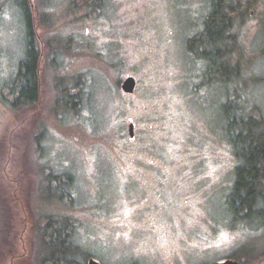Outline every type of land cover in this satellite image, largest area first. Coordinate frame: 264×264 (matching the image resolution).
Masks as SVG:
<instances>
[{
    "label": "rangeland",
    "instance_id": "1",
    "mask_svg": "<svg viewBox=\"0 0 264 264\" xmlns=\"http://www.w3.org/2000/svg\"><path fill=\"white\" fill-rule=\"evenodd\" d=\"M16 1L0 0V264H40L38 229L57 214L101 264H211L247 251L244 264H264V228L230 222L224 204L237 162L222 84L188 51L210 0H27L37 100L12 109L28 37ZM241 3L236 61L264 112V0ZM128 77L132 95L120 87ZM69 87L82 101L64 108ZM64 173L69 203L53 198Z\"/></svg>",
    "mask_w": 264,
    "mask_h": 264
},
{
    "label": "trees",
    "instance_id": "2",
    "mask_svg": "<svg viewBox=\"0 0 264 264\" xmlns=\"http://www.w3.org/2000/svg\"><path fill=\"white\" fill-rule=\"evenodd\" d=\"M16 2L26 15L28 37L25 58L19 64L16 81L7 90L12 98V109L36 102L38 92L39 50L35 44L31 12L27 0ZM242 9L241 0H210V11L204 18L202 30L192 39L188 51L207 62L208 73L223 87V101L219 105L223 138L237 162L233 183L224 200L230 222L264 228V112L244 94L243 72L236 61L240 49L237 18L243 16ZM260 34V53L264 58V27ZM259 82L264 83V77ZM64 89L58 101L62 107L73 108L81 103V92L76 94L75 87ZM56 180L61 194L53 198L63 203L71 198L66 194L74 186L73 177L64 173ZM44 222L45 226L38 229L40 264H86L92 257L74 242L72 220L57 214L44 216ZM248 252L226 259H236L244 264L243 258Z\"/></svg>",
    "mask_w": 264,
    "mask_h": 264
},
{
    "label": "water",
    "instance_id": "3",
    "mask_svg": "<svg viewBox=\"0 0 264 264\" xmlns=\"http://www.w3.org/2000/svg\"><path fill=\"white\" fill-rule=\"evenodd\" d=\"M121 90L127 94L132 95L136 91L137 87V80L134 77H128L121 83ZM129 136L131 139H134L135 137V125L134 123H130L129 125ZM86 264H101L99 261H97L94 258H90L87 260ZM211 264H242L239 260L236 259H225L224 261H217Z\"/></svg>",
    "mask_w": 264,
    "mask_h": 264
},
{
    "label": "flooded vegetation",
    "instance_id": "4",
    "mask_svg": "<svg viewBox=\"0 0 264 264\" xmlns=\"http://www.w3.org/2000/svg\"><path fill=\"white\" fill-rule=\"evenodd\" d=\"M75 194H76V192L75 191H73V190H71V191H69L68 192V194H66V196H70L72 199H74L73 197L75 196ZM71 198H67V199H65V202H70L69 200L71 199ZM73 221V220H72Z\"/></svg>",
    "mask_w": 264,
    "mask_h": 264
}]
</instances>
